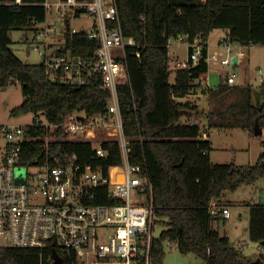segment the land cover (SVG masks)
<instances>
[{
  "label": "trees",
  "instance_id": "1",
  "mask_svg": "<svg viewBox=\"0 0 264 264\" xmlns=\"http://www.w3.org/2000/svg\"><path fill=\"white\" fill-rule=\"evenodd\" d=\"M13 1L0 0V88L19 83L24 96L12 115H44L50 122L64 124L75 111L105 113L110 92L104 88L101 75L94 74L87 84L71 88L52 81L43 64H28L18 58L12 49V32L34 29V24L46 22L48 11L45 0L8 4ZM115 3L123 33L138 43V47L127 50L129 80L119 85L118 96L124 134L129 141V164L140 167L152 185L155 224L165 227L153 244L156 263L162 262L163 243L169 241L182 254L193 253L204 264H264L263 253L256 260L246 258L243 247H234L229 236L216 229V224L226 223L227 219H214L209 208L213 200L221 202L224 192L253 185L263 178L264 154L256 164L245 167L212 163V144L209 138H201L202 131L204 127L216 130L223 124L211 121L204 124L206 118L199 105L182 101L199 91L210 92L212 100L240 92V106L247 109L249 128L254 131L257 123L264 127V103L254 106L251 86H230L225 78L215 89L203 84L209 71L207 41L215 30L227 31L235 44L264 45V0H115ZM185 35L191 43L200 40L202 55L197 62L189 58L185 67L174 68L169 55L170 40ZM99 46L89 39L87 32L71 35L68 27L64 54L71 52L76 57L91 58ZM173 73L175 80L171 82ZM216 114L224 117L226 113L209 111L211 117ZM183 117L186 122L181 121ZM59 135H63L62 130ZM37 147V142L25 145V163L45 155ZM103 148L107 154L100 157L90 142L60 140L52 144L49 156L62 160L67 154L75 155L77 162L104 172L124 164L118 142H104ZM248 206L250 240L264 248V204ZM54 250L59 253L53 247L43 251L0 247V264H54ZM65 262L68 264L67 258Z\"/></svg>",
  "mask_w": 264,
  "mask_h": 264
},
{
  "label": "built area",
  "instance_id": "2",
  "mask_svg": "<svg viewBox=\"0 0 264 264\" xmlns=\"http://www.w3.org/2000/svg\"><path fill=\"white\" fill-rule=\"evenodd\" d=\"M8 4L22 5L23 0ZM44 6L60 21L58 25L47 20L34 24L31 48L39 53L49 78L75 88L99 74L110 98L103 114L75 111L64 124L39 115L29 125L0 127L5 139L0 163V247L40 251L53 247L59 250L65 264V258L68 264H156L153 188L141 168L129 164V141L124 134L118 96L119 85L129 80L127 50L138 47V43L123 33L115 0H45ZM82 15L94 20L93 27L72 29L71 20ZM68 27L71 35L84 31L100 44L93 57L64 54ZM175 39L188 42L189 58L199 60L203 51L200 40L191 43L186 35ZM219 44L227 51L226 58L208 55V65L217 62L223 67L242 61L245 53L242 48L235 53V43L228 36ZM189 58L186 62L172 59V65L185 67ZM258 73L262 74V70ZM207 75L203 77L204 85ZM224 78L228 85H237L235 73L228 72ZM210 135V130L204 128L201 138L210 139ZM60 140L90 142L100 157L107 154L103 143L116 141L124 164L104 172L77 162L75 155L67 154L62 160L49 156L52 144ZM33 142L45 155L25 163V145ZM24 167L31 171L17 172ZM119 175H123V181H118ZM104 199L110 202H97ZM209 208L214 219L228 220L232 216L230 208L216 200ZM262 249L258 244V250Z\"/></svg>",
  "mask_w": 264,
  "mask_h": 264
},
{
  "label": "rangeland",
  "instance_id": "3",
  "mask_svg": "<svg viewBox=\"0 0 264 264\" xmlns=\"http://www.w3.org/2000/svg\"><path fill=\"white\" fill-rule=\"evenodd\" d=\"M56 22L58 25L60 17L48 13L47 22ZM94 20L86 15L73 18L70 22L72 29H88L93 27ZM223 29L215 30L210 37L209 44L213 47L212 51L218 48L220 38L223 34ZM35 35L33 29H20L12 32V49L18 58L28 64L42 63L39 53L31 46L32 39ZM26 37L29 40H26ZM239 48L245 53L242 61L237 64L233 63L221 68L223 74H210L209 80H214L216 84L224 81V75L228 72L237 75L236 82L241 87L251 86L253 89L252 99L254 106H261L264 103V91L262 89L261 78L264 77V45L242 46L233 44L232 50L236 53ZM224 51V50H222ZM226 56V53H224ZM169 55L174 60L186 62L189 58L188 42L179 43L175 38L169 44ZM212 64V63H211ZM175 65H172L174 67ZM212 66H214L212 64ZM262 70V74L258 71ZM175 80V73L171 76V82ZM212 82V81H211ZM215 83H211L214 87ZM201 91L198 92V94ZM207 94V95H206ZM199 95V97L188 96L182 99L183 102H193L199 105L204 118V124L211 122H221L223 127H216L210 135L212 150L210 153L211 161L214 164L227 165L235 164L239 167L256 164L262 154H264V127L262 133L256 134L249 128L248 112L244 106H240L241 93L233 92L229 96L223 94L220 97L212 100L210 92ZM24 101L22 85L16 83L8 88H0V127L7 124L29 125L35 119L32 113L21 115L19 117L12 115V110L21 105ZM223 111L224 117L219 115L209 116V111ZM186 117L181 119L186 122ZM193 120V119H192ZM206 129V127H204ZM5 139L0 130V163L3 153ZM30 168L24 167L21 170L17 169L18 173H27ZM220 205L228 204L231 208V219L226 223L220 224L222 235L227 234L234 247L243 248L247 254L260 255L262 250H258V244L251 241L249 237V221L250 209L248 205L264 204V177L260 178L255 184L243 186L236 191H226L221 197ZM218 202V200H216ZM219 203V202H218ZM163 226H155L154 236L159 238ZM164 258L161 263L156 264H204V261L193 253L182 254L176 245L170 244L169 241L163 243Z\"/></svg>",
  "mask_w": 264,
  "mask_h": 264
},
{
  "label": "crops",
  "instance_id": "4",
  "mask_svg": "<svg viewBox=\"0 0 264 264\" xmlns=\"http://www.w3.org/2000/svg\"><path fill=\"white\" fill-rule=\"evenodd\" d=\"M212 34V33H211ZM211 34H210V36H209V38H208V41H207V44H208V55H209V58H211L213 55H218L221 59L222 58H226V56H224V54H223V52L224 53H226V55H227V51L219 44L218 45V48H216V50L215 51H212V49H213V47H211V45L209 44V41H210V37H211ZM223 34L224 35H222L221 36V38L219 39L220 41L223 39V38H225L226 36H227V31H223ZM220 43V42H219ZM222 50H224V51H222ZM212 64L214 65V66H212ZM210 63L209 64V71H208V75H210V74H219L220 76L223 74V72L221 71L222 69L221 68H223L219 63H217V62H213V63ZM207 75V77H206V79H205V85H207V87H210V88H213V89H215V88H217L219 85H220V83H218V84H216L215 83V81L214 80H209L210 78H209V76ZM212 81V82H211ZM211 83H215V85H214V87H211ZM237 85H239V84H237ZM199 95H204V94H197L196 96L197 97H199ZM206 124V123H205ZM207 130H210V132L211 133H213L212 131H214V130H211V129H208V128H206ZM226 207H228V208H231L228 204H224ZM232 217V216H231ZM231 219V218H230ZM229 220V219H228ZM227 221V220H226ZM249 223H250V221H249ZM216 226H218V228H220V225H217L216 224ZM230 238V237H229ZM231 240V239H230ZM263 254H264V248L262 249V251H261ZM248 252L244 249V251H243V254H244V256L246 257V258H248V259H252V260H256L257 258H259V256L260 255H255V254H247ZM261 254V253H260Z\"/></svg>",
  "mask_w": 264,
  "mask_h": 264
},
{
  "label": "water",
  "instance_id": "5",
  "mask_svg": "<svg viewBox=\"0 0 264 264\" xmlns=\"http://www.w3.org/2000/svg\"><path fill=\"white\" fill-rule=\"evenodd\" d=\"M234 61L237 62V59L235 58ZM254 131L256 134L262 133V128L258 123L255 125ZM53 260H54V264H65L63 258L56 250L53 251Z\"/></svg>",
  "mask_w": 264,
  "mask_h": 264
},
{
  "label": "bare ground",
  "instance_id": "6",
  "mask_svg": "<svg viewBox=\"0 0 264 264\" xmlns=\"http://www.w3.org/2000/svg\"><path fill=\"white\" fill-rule=\"evenodd\" d=\"M116 171H117V169H114V170H113L114 173H115ZM123 178H124L123 175H119L117 179H118V181H123Z\"/></svg>",
  "mask_w": 264,
  "mask_h": 264
}]
</instances>
